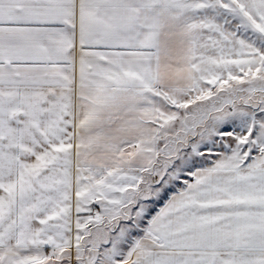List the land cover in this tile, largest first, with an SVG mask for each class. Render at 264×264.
Instances as JSON below:
<instances>
[{"label": "snow or ice", "instance_id": "snow-or-ice-1", "mask_svg": "<svg viewBox=\"0 0 264 264\" xmlns=\"http://www.w3.org/2000/svg\"><path fill=\"white\" fill-rule=\"evenodd\" d=\"M0 264H264V0H0Z\"/></svg>", "mask_w": 264, "mask_h": 264}]
</instances>
